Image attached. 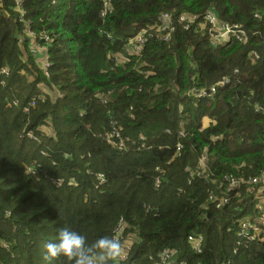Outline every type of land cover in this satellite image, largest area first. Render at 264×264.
<instances>
[{"label": "trees", "instance_id": "16d2710c", "mask_svg": "<svg viewBox=\"0 0 264 264\" xmlns=\"http://www.w3.org/2000/svg\"><path fill=\"white\" fill-rule=\"evenodd\" d=\"M208 11L247 40L212 44ZM1 68L0 264H71L44 258L61 228L116 237L127 259L106 264L164 252L172 264H264V241L237 235L264 198L251 181L264 172V0H0ZM113 128L135 144L112 145ZM208 191L227 202L215 208Z\"/></svg>", "mask_w": 264, "mask_h": 264}, {"label": "built area", "instance_id": "2783aa9c", "mask_svg": "<svg viewBox=\"0 0 264 264\" xmlns=\"http://www.w3.org/2000/svg\"><path fill=\"white\" fill-rule=\"evenodd\" d=\"M17 3H19V1H17ZM204 21L209 24V41L212 44L215 45H220L223 44L227 41H231V40H235L237 42L240 43H244L247 40V33L244 29H242L240 26L236 25V24H228L227 22H222L220 20H218L212 13H210V11H208L204 16ZM162 23L161 26L159 28L160 31L163 32V36H164V40H169V31L171 30V27L169 26V18L167 15H162ZM179 21L180 22H185V28L188 27V24L191 20L188 19L187 16L181 15L179 17ZM143 38L144 35H137L133 41H131V44L129 46V49H126V52L128 54H134L137 52V50L140 49V45L143 42ZM45 41H48L49 38L48 36H45L44 38ZM37 47L40 48V44H37ZM250 55L253 58H257V54L255 51H251ZM118 56V55H117ZM118 61L122 62L124 61L123 58H121L120 56L117 57ZM49 62L47 60V58L45 57L43 59V69L46 71L47 73V68L49 66ZM238 69H234L233 73H237ZM0 73L7 75L8 74V69L7 68H1L0 69ZM231 82V78L229 76H225L219 80H217V82H215L210 88L209 90L206 91H198L196 90L194 92V96L196 98H200V97H205L206 95L208 96H212L216 93V91L220 88L223 87L227 84H229ZM40 98V100H43V97L38 96L36 98H33L29 103H28V107L25 109V111H28V108L30 106H34L36 100H38ZM256 110H262V112L264 113V108L260 107V106H256ZM106 138L107 140L114 146L120 148V149H124L127 148L130 145L135 144V141L133 140L131 142L130 145H127L126 147V140H124L123 138L118 136V132L116 130V128H113L112 131L108 134H106ZM116 138V139H115ZM138 140L142 141V138H138ZM141 144V143H140ZM180 144L176 145V151L180 150ZM43 153V152H42ZM202 161H204V157L201 159V164ZM198 174V173H197ZM97 180L99 182H103L104 181V177L102 174H97ZM229 184L231 186H235L238 184V181L231 178L228 180ZM254 183H260L261 184V189L264 188V172L261 174V176L259 178H253L251 180ZM62 180L59 179L57 180V183H61ZM69 185H75L73 180H69L68 181ZM160 185V182L158 179L155 180V187L158 188ZM208 200H210L211 202H213L215 208H220L222 205H224L227 202V197H221V198H217V196L211 192L208 191ZM257 209L259 210V214L253 218H244L240 224H239V230L237 232L238 236H242L245 240L247 241H253V240H260V241H264V204L263 202H259L257 205ZM118 230L120 229V227L117 228ZM114 239H116V237H113ZM190 242H191V248L193 249V251L195 253H200L201 252V242H202V238L200 236H190L189 238ZM243 243V241H239L238 242ZM123 251V255H124V259H127V252L122 249ZM170 258H171V252H164L162 254H158L157 256V261L154 264H169L170 262ZM169 262V263H168ZM172 264V263H170ZM180 264H184V263H180Z\"/></svg>", "mask_w": 264, "mask_h": 264}, {"label": "clouds", "instance_id": "9594fccd", "mask_svg": "<svg viewBox=\"0 0 264 264\" xmlns=\"http://www.w3.org/2000/svg\"><path fill=\"white\" fill-rule=\"evenodd\" d=\"M39 55L43 63L46 55ZM44 248L46 261L58 256L65 257L71 264H106L110 258L124 261V248H121L118 240L101 236L89 243L84 234L69 228H61L55 240L45 243Z\"/></svg>", "mask_w": 264, "mask_h": 264}, {"label": "crops", "instance_id": "0c3cea01", "mask_svg": "<svg viewBox=\"0 0 264 264\" xmlns=\"http://www.w3.org/2000/svg\"><path fill=\"white\" fill-rule=\"evenodd\" d=\"M39 54H40V53H39ZM38 60L42 63V57H41L40 55H38ZM45 90H46V89H45ZM51 94H52L54 97L60 95L59 92H58V90L52 91ZM211 122H212V120H211V119H208V118H204V119L202 120V124H203V126H208ZM261 202H263V204H264V198L261 200Z\"/></svg>", "mask_w": 264, "mask_h": 264}]
</instances>
